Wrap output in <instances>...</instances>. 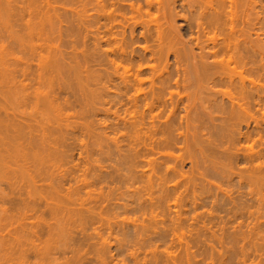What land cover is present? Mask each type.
<instances>
[{
    "label": "bare ground",
    "instance_id": "obj_1",
    "mask_svg": "<svg viewBox=\"0 0 264 264\" xmlns=\"http://www.w3.org/2000/svg\"><path fill=\"white\" fill-rule=\"evenodd\" d=\"M6 1V3L5 1L3 2L6 5V14L9 15L10 20L8 23H5L6 25L1 31H4L5 36H7H4L5 39L9 38V46L5 43L8 49L6 47L4 49H6L5 53L8 55H6V60L11 61L5 60L8 63L7 65L5 64L7 67L4 68V72L1 71V73L3 72L2 74L0 73V79L2 80H0V83H3V86L5 85V101L2 100V103L3 101L4 103L0 105V158L2 157L1 160L12 158L7 163L16 164V167L14 166L15 169H13L14 176H16L14 178L16 179H13L10 173L6 174L7 178H4L7 180L10 177V180L8 179L9 183H6H8L7 187L10 185L9 188L11 190L9 192H12H10L12 196L13 192L17 190L16 196L18 195V198L15 200L22 197L23 203L21 200L20 203L24 204V212L25 209L29 210L28 208L31 211L32 209L35 211L44 208L52 212L53 216L57 214L58 217L63 215L64 217H60L62 222L66 218L65 222L67 224H74V222L79 223V225L84 224L85 227L82 226V231L85 234L83 237L80 236L79 240V236L77 235V244L81 243L80 247H82L85 242L91 248L87 247L89 250L96 252V258H92L90 253L91 257H89L90 255L87 256V252L92 253V251L86 250L87 252H84L86 253L84 257L82 254L78 255L76 259L73 255V258H68L67 262L64 261L65 263L62 262L61 264H111L114 261L111 258V261L107 257V260L102 258L101 254L110 248V244L113 243L112 239L114 243L117 241L118 247L126 246V249L128 248L131 251L129 253L132 254L133 258L135 251L137 252L136 247L140 243L145 244V239H148L146 236L144 239L143 234L146 235V233H152V231L155 232L156 230V233H158L160 227L158 228L157 225L161 217L159 220L157 219L163 209L174 212L171 213V217L173 218H170V221L172 220L171 222L175 226L173 230L184 226H194L192 227L194 229L197 226L199 231V233H196L197 237L198 234L200 235V232L203 233L204 229L207 232L212 230H207L209 223L220 226L221 224L224 225L225 227H220L222 231L223 228L228 230H224L228 232V236H226L227 232H224L226 234L223 235L225 236L224 238H226L228 243L233 244L230 247L233 248L234 246L237 252H239L238 254L237 252H233V254L241 255L244 261L235 259V261H240L238 264H244L246 260H249L248 254L252 255L249 249L250 251L254 249L256 251H264V235L261 233L264 225V219H261L262 217L264 218V148L262 147L264 146V141H262L264 137V0L263 2L260 0H163V2L161 0H154L156 2L153 0H96V3L92 2H95V0H86L89 3L87 5L85 2L84 6H88L87 8L85 7V9H88V13L85 12L86 10L83 11V6H81L83 7L81 11L78 10V7L77 9L75 8L76 11L72 9V16L76 17L77 23V20H79V24L82 26L84 22L88 21V24L85 25L86 27L83 25L84 29L87 28V30L81 31H86V35L84 36L87 44L85 41L83 43L88 47L82 48V55L78 51H74L77 49V44L75 46L76 42L72 45L76 48L74 50L71 46L72 43H69L73 54L66 52V50L63 52L58 45L55 47L56 43L53 42L54 36H51L57 34V32L59 36H62L63 33L67 32H63L65 29L62 26V22L64 21L61 18V20H58L59 15L56 17L59 13L57 12L59 10L57 6L59 7L60 5H55L56 7L52 6V2L57 0H46V2H43L49 8H53L50 10H53L56 14L55 17L52 14L53 12H48L52 14L48 17H44L43 14L41 15V4H39L38 0ZM71 1L83 3L81 1L84 0H62L59 2L63 5L65 2ZM155 3H159L158 6L156 4L157 8L155 7ZM160 3L162 4L160 5ZM92 4H95L94 6L98 9V12H102L101 14L95 12L98 15L100 14L99 17L93 18V12H90L92 14L90 15L89 10L94 9L96 11L91 6ZM142 4H146L148 6L146 7L147 9L150 6L158 9L160 5L158 12L162 8L164 16L162 15L161 19L164 17V21L158 17H150L152 13L148 15L150 19L146 20L159 19L161 22L155 20V23L153 20L149 24L146 20L141 21L146 25L143 26V30L139 34L146 43L140 45L143 50H136L134 46L138 43H135L137 42L135 40L137 36L134 37L136 35H134V29L137 22L135 25L132 24L133 28L130 26L131 24L127 25L130 28L127 27L126 23H130L131 21L127 22L130 18H126L129 15L126 12L128 10H132V12L138 10L139 14H143L139 10H144L146 5L143 7ZM108 5L109 8L112 7V9L110 8L111 10L106 9ZM34 7L38 8L33 10ZM142 7L143 9H141ZM144 11L146 12V10ZM138 13H133V15H137ZM88 14L95 21L88 19ZM130 14L132 15V13ZM117 16L118 19L119 17L125 18L121 23L123 26H119L124 28L120 32L116 24H120L119 21L121 19L118 20V23L116 20ZM83 17H86L85 19L87 20L85 21ZM47 18L49 22L46 21ZM53 18L58 19L54 21L55 19ZM135 20L138 19L135 18ZM179 20L184 21V23L178 25ZM46 22L50 24L46 25ZM46 26H49V28H46ZM83 27H80L81 30ZM125 27L129 28L131 32H129L131 35L129 36V39L131 38L130 42L128 41V36L125 35V32H128V30H125ZM121 32L128 40L121 35ZM3 35L0 34L1 37ZM26 35H29L28 37L31 38H28ZM25 36L31 39L30 42L23 39ZM38 40L41 42L45 41L41 43ZM151 41H154L152 45L156 44L153 48L149 46L152 43ZM54 43L55 45H53ZM115 43L116 45L118 44L117 47ZM14 46L21 49V51L24 48L30 47L28 51L30 56L26 55L24 58L21 57L19 59L20 56L15 54ZM65 52L67 59H69L68 62L64 59L66 58L64 56ZM75 52L77 53L75 54ZM16 57H19L18 60H16ZM170 58L174 59L173 63L175 62V65H173V68L175 70L171 69L172 62ZM0 59L2 60L1 62H4L3 57ZM81 62L84 64H81ZM126 62L129 66L125 64ZM82 65L84 71L81 69ZM121 66H127L128 69ZM120 67L121 70H127L122 71V73ZM78 107L79 109H77ZM112 108H114V112ZM111 111L113 116L110 114ZM89 115L94 117V119L90 123L87 121V125H82L78 123L79 121L75 122L74 120L77 117L84 119ZM164 116H166L167 121L161 122ZM71 119L74 121L72 120L71 122ZM73 123L74 125L80 124L79 127L81 129L72 131L71 127ZM77 125L76 127H78ZM74 130L77 129L75 128ZM122 130L124 132H121ZM86 134H91L96 145L98 147L101 146L99 149L100 153L110 157L109 159L111 160L113 155L112 164L109 163L107 166L102 165L92 168L91 165V167H86L87 165L84 163L81 169V165L75 163L76 159L73 152L75 149H78V151L80 149L83 152L84 150H90L88 144L83 141ZM256 137L259 138V141L257 138V142L260 145L262 144V146L257 145L261 147L260 149L258 147L255 150L256 148L243 146L242 141H256L254 139ZM179 142H183L187 152L185 151V153L183 152L184 154H181L179 151L181 155L176 154L177 157L173 152H169L168 150L165 154L168 157L167 159H174L172 157H176V161H178L176 167L179 159L182 165H184L187 159L191 158L188 169H191L193 176L190 174L189 182L187 179L188 187L190 183L194 184L193 188L197 187L196 183L198 184L196 176H194L197 174L195 166L197 162H194L196 161L194 160V156H197L192 155L195 150L196 154L198 151L201 154L200 158L202 157L207 169H203V173H201L202 171H198V174H201L203 178H199V180L211 178L213 176L212 172H217V174H220L221 180H225H223L224 183H230L233 176H236L237 179L239 178L240 187L246 186L249 190L247 188L248 191L239 192L238 190V192L236 191L238 194H235V196L232 194L233 192H230L232 195L228 192L229 189L223 188L224 186L222 187L221 183L214 187L212 186L214 183H211L212 180H206L209 182L208 185L211 184V187L208 186L207 192L211 194L208 198L211 200L209 207H212L209 208L210 211L208 208H206L208 211H205L204 207L205 205L208 206L209 201L206 199L207 197L202 198L200 196L202 194H200L201 192L198 189L201 188L194 189V197L191 198L193 207L199 210V206H202L205 210L202 209L204 211L197 212L195 216L192 215V219L189 217L190 221L187 215L188 211L183 212L184 208L180 207V210L183 208L181 212L178 209L179 207H177L183 206V203L189 201V198L186 196L187 194L185 195V192L182 191L183 189H180L182 183L186 180H180L181 177L186 176L185 171L181 167H174L175 165L171 167V164L165 158V160H159L152 158L153 156H149L152 159H149L148 162L145 159L148 153H145V149L143 150L141 147L142 144L144 146L148 144L152 145V149H159V154L162 153L163 155L165 151L162 149L164 152H160V148L165 147V149H168L166 147H172L171 144ZM182 145L179 146L182 148ZM86 151L85 153L88 152ZM151 151L154 152L155 150ZM77 153L79 154V152ZM144 159L151 166H149L151 168L149 172L145 171L143 167L146 165ZM13 160H15V164L12 162ZM3 162L6 163V161ZM84 162L88 163L89 161L85 160ZM239 162H245V165L249 166L243 168L239 166V168H236ZM79 163L83 164L82 161ZM3 164L0 163V168L1 165L4 167ZM65 164L66 166H70L64 171L62 168L64 167L65 169ZM10 166L12 165L5 166V168H13V166ZM141 167L144 170H140L139 168ZM17 168L20 170V175H17V171L14 172L18 170ZM80 170H83V174L80 173ZM92 171H94L93 175ZM88 172L93 176L92 180L84 178L88 175ZM81 174L84 176V180L81 178ZM17 177L20 179H17ZM78 177L82 179L80 181L85 182L86 180V183L74 186L73 184L77 182ZM177 177L181 183L177 179L175 181ZM113 184L117 185L113 186L114 189L112 188ZM98 185L101 186L99 191L93 187H99ZM47 187L49 190H47ZM104 187H107L105 192L103 191ZM188 187L186 188L187 191ZM213 187L216 190L219 189L218 191L222 194L220 195L218 191L212 192ZM121 188L125 190L122 189L123 191H120V194L116 193V190ZM112 190H115L113 191V195L110 194ZM23 195H25V198ZM26 195L29 199L26 198ZM34 195L39 196L33 198ZM27 199L30 201L26 203L25 200ZM97 208L100 211H97L98 214L95 211ZM160 209L161 211H159ZM196 209L194 210L197 211ZM137 212V216L139 215L138 217L141 219L137 216H134L135 218L130 216V214L133 215ZM96 214L100 216H98L100 220H97ZM143 214L144 219L142 217ZM147 215L150 216V218L148 217L149 220L146 218ZM236 220L239 221L237 222ZM57 221L60 220L58 219ZM162 221L164 222V220ZM234 221H236V224ZM37 222L39 221L35 220L33 225V222H31L30 225L32 227L29 226V223L27 227V223H25L24 226H26L24 228L22 226V228L23 230L26 229L27 233L38 234L39 229L36 227L39 226ZM96 222L101 225H96ZM67 224L65 227L63 223V227L67 228ZM87 224L90 225L88 228ZM233 224L235 225L233 226ZM131 225L136 229L137 232L134 235L136 234L137 236L129 237L128 235L129 239L128 237L126 239L127 232L125 233V230L126 228L130 229L128 226L130 227ZM199 225L200 227H198ZM244 227L247 230H244ZM47 228H50V226ZM51 228L49 229L50 231ZM231 228L234 229L232 230ZM68 229H65V231H68ZM23 230L22 233L25 232ZM89 230L92 231L88 232ZM65 231L62 233L64 234ZM19 233L21 232H18L16 235L22 236ZM164 233H162V236L167 235ZM175 233L176 230L173 235ZM118 234L122 235V238ZM4 236L2 237L1 244L6 246L9 241L6 242L5 239L7 238ZM18 236L16 237L17 241V238L20 237ZM117 236L120 239H117ZM166 237L163 236L160 239L163 240ZM216 237L218 238V236ZM23 238L20 237L19 242L20 239L21 241H26ZM32 238H30V241L33 240ZM72 238L70 237L71 240ZM159 238L156 239L159 240ZM221 238L219 237L218 239ZM25 241H22L23 243L21 242L20 244L22 246L23 244L25 245ZM12 242L10 241L11 245ZM223 242L227 243L226 241ZM13 244L15 245V243ZM27 244L25 247L28 248ZM39 244L37 245L39 246ZM186 244L188 245V243ZM34 245H31L33 247H31L32 250H34ZM38 246L36 247L38 248ZM43 247L46 248L47 245L42 246V249L39 247L40 250L36 248L38 250V252L37 250L35 251L37 252V257L41 254L40 252L44 254V250L45 252L48 251ZM47 254L45 253V255ZM219 255L220 257L225 256V254ZM137 256L135 255V257ZM215 257L217 258V255ZM230 257H232L230 261L234 260V255ZM86 258L89 259L88 262L85 261ZM133 260L137 264L139 263L136 259ZM153 260L151 262H155V259ZM230 261L227 259L225 262L230 263ZM143 262L147 264L150 261ZM158 262L160 263V261ZM231 263L233 264V261ZM223 264L225 263L223 262Z\"/></svg>",
    "mask_w": 264,
    "mask_h": 264
},
{
    "label": "rangeland",
    "instance_id": "obj_2",
    "mask_svg": "<svg viewBox=\"0 0 264 264\" xmlns=\"http://www.w3.org/2000/svg\"><path fill=\"white\" fill-rule=\"evenodd\" d=\"M3 1H5V3L7 2L6 0H0V2L1 3H3V4H1L0 3V10H1V12H0V32H2L1 30H3V27L6 25L5 23H8L9 22V15L8 14H6V5H4L5 3L3 2ZM12 1V0H11ZM52 1H54V0H52ZM51 1V2H52ZM58 1V0H57ZM57 1H55V2H52V6L54 7L55 5L57 6V5H60L59 7L57 6V9H59L57 12H59L58 14H57V16H56V14L53 12V10H50L52 7H48V5L46 6V3H43V2H46V0H38V2H39V4H41V6H40V8H41V15L43 14V16L44 17H48V16H51L52 14H54V17L56 16V17H58V15H59V19L58 20H61L62 19V21H64V22H62V26H64L63 28L65 29H63L64 31L63 32H66V33H63V34H66V35H63L62 34V36H59L58 35V32H57V34H54V35H52L51 37H53L54 38V41L53 42H55L56 43V45H55V43L53 44V45H55V47L58 45L59 46V48L64 52L65 50H66V52H70V53H72V48H73V50L74 49H76V50H74V51H78V53L79 54H83V53H81L82 51H83V49H85V48H88V47H86L85 45L87 44L86 42V38H85V36L84 35H86V31H84L85 32V34H83L84 32H81V31H83V30H87V28H85L84 29V27H83V25L85 26V25H87L88 23V21L87 22H84V24L81 26V24H79V20H77L78 21V23L76 22V17H74V16H72V14H73V11H72V9L74 10L75 8L77 9V7H78V10H82V8L84 7V9H83V11H85L86 13H88L87 12V10L88 9H85V7L87 8L88 6V3L89 2H87L86 0H84V1H81V2H83V3H80V2H65V3H63V5H62V3L60 4V2L62 1V0H59L58 1V3H57ZM154 1V0H153ZM160 1V0H159ZM159 1H157V2H159ZM260 1H262L263 2V0H260ZM16 2V1H15ZM17 2H19L18 0H17ZM16 2V3H17ZM21 2V1H20ZM86 2V6H84L85 3ZM93 3H96V0H95V2L94 1H92ZM91 2V3H92ZM154 2H156V1H154ZM161 2H163V0H161ZM261 2V4H263ZM14 3V2H13ZM16 3H15V5H16ZM22 3V2H21ZM18 4V3H17ZM44 4V5H43ZM73 4V5H72ZM98 4V3H97ZM123 4H125V3H123ZM144 4V3H143ZM142 4V5H143ZM156 4L157 3H155V7H156ZM159 4V3H158ZM158 4H157V6H158ZM162 3H160V5H161ZM20 5H22V4H20ZM95 4H92L91 6L92 7H94L95 8V6H94ZM126 6H128L127 4H125ZM146 5V4H145ZM145 5H143V7L145 6ZM160 5H159V7H160ZM35 6H38V5H35ZM55 6V7H56ZM70 6V7H69ZM81 6H83V7H81ZM91 6H89V8L90 9H92L91 8ZM154 6V5H153ZM33 7V6H32ZM32 7H31V9H32ZM45 7V8H44ZM47 7V8H46ZM69 7V8H68ZM98 7H99V5H98ZM143 7L141 8V9H143ZM146 7H148L147 5L144 7V10H146V12L144 11V10H139V12L141 13H143V14H139L138 13V10L136 11V12H132V10L130 11V10H128L127 12H126V10H125V12H126V14L128 15H126L127 17L126 18H130V19H134V20H128V19H126V20H128L127 22H129V21H131L130 23H126V26L129 24H131L130 26L132 27L133 25H135V23H136V25H135V29H134V37H136L137 36V38L135 39V40H137V42H135V43H138V44H136L134 47H136V50L138 49V50H143V48H142V46L140 47V45L142 44V45H144L146 42H144V39L143 38H141V35L139 34V32H141V30H143L142 28H143V26H145L143 23L144 22H141V21H144V20H146V19H150V18H148L149 16V13H152V14H150V17L151 16H153V18H156V17H158L160 20H162L163 19V21H164V17L161 19V17H162V15H163V10H162V8L160 9V11L159 12H161V13H159L158 12V9H159V7H158V9H156L155 7H152V6H150L149 7V9H147ZM152 7V8H151ZM178 7L180 8V6L178 5ZM2 8V9H1ZM35 8H38V7H34L33 8V10L35 9ZM43 8V9H42ZM49 8V9H48ZM80 8V9H79ZM111 9H112V7H110ZM109 8V5H108V8H106L107 10H109L110 9ZM53 9V8H52ZM67 9V10H66ZM76 9L74 10V11H76ZM110 9V10H111ZM40 10V9H39ZM46 12H45V11ZM95 10L96 11H94V9L93 10H89V13L90 12H93V14H94V16H93V18L94 17H99L100 16V14L102 13V12H98V9L97 8H95ZM136 10V9H135ZM148 10V11H147ZM162 10V11H161ZM134 11V10H133ZM144 11V12H143ZM45 12V13H44ZM48 12H53L51 15L48 13ZM95 12H97V13H100L99 15L97 14V13H95ZM5 13V14H4ZM9 13V12H8ZM84 13V12H83ZM130 13H132V15L130 14ZM133 13L134 14H136V13H138L137 15H133ZM3 14V15H2ZM46 14H49V15H46ZM96 14H97V16H96ZM159 14H161V15H159ZM84 15V14H83ZM87 15V14H86ZM90 15H92L91 13H90ZM130 15H131V17H130ZM4 16V17H3ZM62 16V17H61ZM119 16V15H118ZM118 16H117V22H118V20L119 19H121L119 22H120V24H116V26L118 25V27L121 25V26H123V24H121L122 23V20L124 21V19L121 17H119V19H118ZM133 16V17H132ZM135 16V17H134ZM164 16V15H163ZM72 17H74V18H72ZM87 17V16H86ZM85 17V18H86ZM4 18V19H3ZM7 18V19H6ZM61 18V19H60ZM72 18V19H71ZM84 18V17H83ZM83 18H82V20H83ZM84 18V19H85ZM88 19H92V20H94L93 18H90V16H89V14H88V17H87ZM135 18L136 19H138V20H135ZM53 19H55V18H53ZM57 19H55L54 21H56ZM69 19H71V20H69ZM74 19V20H73ZM96 19V18H95ZM159 19H155L156 21L157 20H159ZM87 19H85V21H86ZM140 20V21H139ZM154 20V19H153ZM152 20V21H153ZM155 20H154V22H155ZM158 21V22H161V21ZM46 21L47 22H49L48 21V18L46 19ZM74 21V22H73ZM95 21V20H94ZM138 21H139V24H138ZM147 22H149V24L152 22V21H149V20H146ZM46 22V23H47ZM118 22V23H119ZM86 23V24H85ZM141 23V24H140ZM156 23V22H155ZM182 23H184V21H182V20H179L178 21V25H180V24H182ZM48 24H50V23H47L46 25H48ZM133 24V25H132ZM143 24V25H142ZM153 24V23H152ZM96 25V24H95ZM76 26V27H75ZM124 26H125V24H124ZM130 26H127V27H129L130 28ZM138 26V27H137ZM66 27V28H65ZM72 27H74V28H72ZM80 27H83L82 28V30H81V28ZM86 27V26H85ZM127 27H125V30L127 31L128 30V32H125V35L126 36H128V39H129V36H131L130 34H129V32H130V30H129V28L127 29ZM134 27V26H133ZM132 27V28H133ZM14 29H15V27H13ZM46 28H49V26H46ZM117 28V27H116ZM122 28V29H121ZM96 29V28H95ZM94 29V30H95ZM118 30H119V32L121 31V30H123L124 28L123 27H119V28H117ZM75 30V31H74ZM132 30V29H131ZM69 32H71V33H69ZM3 33H4V31L2 32V33H0L1 35H3ZM68 33V34H67ZM131 33V32H130ZM71 34V35H70ZM73 34V35H72ZM57 35V36H56ZM69 35V36H68ZM121 35H122V32H121ZM125 35H122V36H124V38L126 39V40H128L127 39V37H125ZM5 33H4V35L1 37L0 36V55L3 57V60H4V62H1L2 60L0 59V73H1V71H5L4 70V68L5 67H7V66H5V64L7 65L8 63H6L5 62V60H6V49H4V47H6L7 45H8V43H9V38L7 39H5V37H7V36H5ZM27 36V35H26ZM23 37V39L26 41V40H28L29 42H30V40L31 39H28V38H31V37ZM43 36H45V35H43ZM71 36V37H70ZM83 36V37H82ZM122 36H120L122 39H123V37ZM140 38H139V37ZM3 37H4V39H3ZM57 37V38H56ZM61 37V38H60ZM2 38V39H1ZM56 38V39H55ZM61 39V41H60V39ZM73 38V39H72ZM85 40H84V39ZM73 41H72V40ZM131 39V38H130ZM130 39L128 40L129 42H130ZM140 39V40H139ZM141 39H142V41H141ZM23 40V41H24ZM43 40V39H42ZM56 40V41H55ZM58 40H59V44L61 45V47H60V45L58 44ZM75 40V41H74ZM77 40V41H76ZM139 40V41H138ZM27 41V42H28ZM37 41V40H36ZM39 41V40H38ZM45 41V40H44ZM44 41H42L43 43H44ZM47 41V40H46ZM71 41V42H70ZM85 41V43H83ZM39 42H41V41H39ZM38 42V43H39ZM41 42V43H42ZM67 42V43H66ZM74 42H76L75 43V46H76V44H77V47L75 48V46H72V45H74ZM152 42V43H151ZM150 43L151 44H149V46H151V48H153V46L155 45L156 46V44H154V45H152L153 43H154V41H151ZM7 45H6V44ZM26 43V42H25ZM69 43H72L71 44V46H72V48H70L71 46H70V44ZM156 43V42H155ZM27 44V43H26ZM69 44V45H68ZM148 44V43H147ZM4 45V46H3ZM29 46H30V44H28ZM63 45V46H62ZM114 45V44H113ZM112 45V46H113ZM115 45H116V43H115ZM114 45V46H115ZM122 45V44H121ZM2 46H3V49H2ZM9 46V45H8ZM69 46V47H68ZM118 46V44L116 45V47ZM63 47V48H62ZM106 47H109V46H106ZM116 47H113V48H116ZM7 48V47H6ZM29 48L30 47H27V48H24L22 51H21V49H18L16 46H14V51H15V54L17 55V56H20V58L19 59H21V57H23L24 58V56H28L29 55ZM83 48V49H82ZM111 48V47H110ZM142 48V49H141ZM8 49V48H7ZM28 49V50H27ZM13 50V49H12ZM86 51V50H85ZM2 52V53H1ZM25 53V55H24V53ZM66 52L64 53L65 55L64 56H66L67 54H66ZM8 53V52H7ZM31 53V52H30ZM77 52H75V54H76ZM85 53V52H84ZM73 54V53H72ZM78 54V56H80ZM71 55V54H70ZM0 56V58H2ZM4 56H5V59H4ZM8 56V55H7ZM30 56V55H29ZM13 57V56H12ZM18 58L16 57V60H18ZM80 58H82L81 56H80ZM173 58V57H172ZM172 58H170V61L172 62V64H171V69L174 67L173 65H175V62L173 63V61H174V59H172ZM7 59H10V58H7ZM65 59V61L66 62H68V60L69 59H67V56H66V58H64ZM6 61H8V60H6ZM11 61V60H10ZM10 61H8V62H10ZM20 61V60H19ZM18 62V61H17ZM82 62H83V60H82ZM81 62V64H84V63H82ZM2 63H4V64H2ZM123 65H125V64H127L128 65V63L126 62L125 64L124 63H122ZM121 64V65H122ZM122 65V66H123ZM121 66V67H122ZM129 66V65H128ZM1 67H3V68H1ZM121 67H120V71L122 72V71H125V70H127L128 68H127V66H124V67H122V68H127V69H125V70H121ZM85 68V67H84ZM101 68V67H100ZM81 69H83V65H82V67H81ZM173 70H175L174 68H173ZM80 71H82V70H80ZM83 71H84V69H83ZM2 72V73H3ZM1 73V74H2ZM123 73V72H122ZM148 76V75H147ZM0 78H1V76H0ZM1 80V79H0ZM2 81V80H1ZM4 88V89H3ZM0 89L2 90H0L1 92H0V105H3V103H4V101H5V85L3 86V83H0ZM4 91V92H3ZM3 93V94H2ZM2 100H4L3 101V103H2ZM77 109H79V107L77 108ZM112 111L114 112V108H112ZM112 111H111V116H113V113H112ZM109 114V115H110ZM89 117V118H88ZM78 118V117H77ZM73 118L74 120H75V122H78V123H80V124H82V125H87L88 124V122L90 123L91 121H92V119H94V117H92V116H87V118L85 119H83V118ZM73 119H71V122H72V120ZM73 120V121H74ZM86 120V121H85ZM165 120V121H164ZM80 121H82V122H80ZM85 121V122H84ZM88 121V122H87ZM167 120H166V116H164V119H163V117H162V119H161V122H166ZM77 123V124H78ZM76 124V125H77ZM80 124H78L77 126L78 127H76V125H74V123H73V125H72V131H78V130H80L81 128L79 127L80 126ZM82 125H81V127H82ZM73 127H75L77 130H74L75 128H73ZM121 132H124V130H122ZM90 136H91V138H90ZM257 138L258 137H256V138H254V139H256V141L254 140H248V141H242L243 143V146H250V147H253V148H256L255 150H257L258 149V147H259V149L261 148L260 146H262V144L260 145V143H258L257 142ZM82 139H83V137H82ZM87 139V140H86ZM84 142H86L87 144H88V148L90 149V150H84V152L83 151H81L80 149H79V151H78V149H75V151H73L74 152V154H75V159H76V161H75V163H78V164H80L81 165V169L83 168L82 166H84V163L87 165H85L86 167H89L90 165L92 166V168H95V167H99V166H102V165H104V166H107V165H109V163H111L112 164V160L114 159V157H113V155H112V160L111 159H109L110 157H108V156H106L105 154H102V153H100V151H99V149H100V147L101 146H99L98 147V145H96V142H95V140L93 139V137H92V135L91 134H89V135H87L86 134V136H84V140H83ZM258 141H259V138H258ZM262 141H264V137H263V140ZM261 141V142H262ZM246 142V143H245ZM86 143H84V144H86ZM165 143V142H164ZM164 143H163V145H164ZM173 143V142H172ZM182 144H183V142H181ZM180 142L179 143H174V144H171V146L172 147H166V148H168V149H165V147L164 146H162V147H164V148H160V152H162L163 150L162 149H164V153H163V155L166 153V151L168 150L169 152H173L174 153V155L177 157V155L176 154H178V155H181L183 152L185 153V151H186V148H185V145L183 144H181ZM86 144V145H87ZM250 144V145H249ZM149 145V144H148ZM148 145H145L144 146V144H142L141 145V147L143 148V150L145 151V153H148V154H146V156H145V159H147L148 160V162H149V159H152V158H155V159H159V160H162V159H167L168 157L166 156V154H165V156H163L162 155V153L161 154H159V152H158V150H156V149H152L153 147H151L152 145H149V147L151 148V150H155L154 152L153 151H151V150H149L150 148L149 147H147ZM166 145V144H165ZM182 145L183 147L181 148L180 146ZM257 145H260V146H257ZM145 147V148H144ZM263 148H264V146H262ZM65 148H67V147H65ZM78 148V147H77ZM170 148H172V149H170ZM175 148V149H174ZM181 148V149H180ZM61 149H63V147H61ZM146 149H147V151H146ZM172 150V151H170V150ZM92 150V151H91ZM80 151H81V153H80ZM85 151L87 152V153H85ZM91 153H90V152ZM151 151V152H150ZM179 151H180V153H179ZM191 151H193V150H191ZM77 152H79V154L77 153ZM153 152V153H152ZM187 152V151H186ZM194 153L192 154L193 156L194 155H196L197 157H195L194 156V160H196V161H194V162H197V165H195L196 166V171H197V174L196 175H194V176H196L195 178H196V181L198 182V184L196 183V188H201V189H198V191L199 192H201L200 194H202V195H200L202 198H204V197H207L206 199H208V201H209V204H208V206L207 205H205V209L206 208H208V210L210 211V209L209 208H211L212 206H210L209 207V205H211V200H210V198H208V197H210L211 196V194L210 193H208L207 192V190L209 189V187H211V184L210 185H208V183L209 182H207L208 181V179H210V180H212L211 181V183L213 184H215L216 183V185H212V186H217V184H222L221 186L223 187V188H225V189H229L228 190V192L230 193H232V194H238L237 192H238V190H239V192L240 191H246L247 189L249 190V188H247L246 186H242V187H240V185H239V178L237 179V177L235 178L234 176H233V179H232V181H230V183H224V181L223 180H221L222 178H221V176H220V174H217V172L215 173H213L212 172V175L214 176H212L211 178L210 177H208V179L207 178H205L206 180H201V179H203L202 178V176H201V174L199 175L198 174V171H202L201 173H203L204 172V170H207L206 169V164L205 163H203V160H202V157L200 158V156H201V154H199V151H198V153L197 154H199V155H197L195 152V150L193 151ZM78 155H77V154ZM85 153V154H84ZM173 153H171V154H173ZM183 153V154H184ZM192 153V152H191ZM157 154H159V155H157ZM80 155V156H79ZM82 155V156H81ZM157 155V156H156ZM173 155V156H174ZM186 155V154H185ZM149 156H153L152 158L151 157H149ZM156 156V157H155ZM172 157V158H174V159H167L168 160V163L169 164H171V167L172 166H174V167H176V163L178 162V161H176V157ZM82 157H83V159H82ZM85 157V158H84ZM158 157V158H157ZM162 157V158H161ZM187 157H189V156H187ZM187 157H186V159H187ZM2 159V157L0 158V163L2 164V163H4L3 165H4V167L1 165V168H0V233H2V234H0V236L1 235H3L5 238H7V239H9V240H7V239H5L6 240V242L7 241H9L8 242V244L5 246V245H2L1 244V240H2V237L3 236H1L0 237V261H1V263L0 264H4V262H5V264H37L38 263V260H39V263L41 264V262H42V264H61L62 262H67V260H68V258H73L74 256L76 257V259L78 258V255H82L83 257H84V255H86V253H84L86 250H88V251H92V250H89V249H91L88 245H86V243L84 242V245H82V247H80V244L81 243H79V244H77V242H78V240L80 239V236L81 237H83V235L85 234L84 233V231H82L83 229V227L82 226H84V224L83 225H79V223H77V222H74V224H67V222H65V219L66 218H64V220H63V222H62V220L60 219V217H62V216H57L56 214V216H53V213L52 212H50L49 210H47V209H44V208H40L39 210H33L32 209V211H31V209L30 208H28L29 210H27V209H25V212H24V204H22L23 203V199H22V197L20 198V199H17V200H15L16 198H18L17 196H16V192H17V190H16V192H13V196H12V192L10 193L9 192V190H11V188H9L10 187V185H9V187H7L8 186V181L10 180V177L6 180V178L8 177V176H6V174L8 175L9 173H10V175H11V177H13V179H16V178H14V177H16V176H14L15 174L13 173V169H15V160H13L12 162H14V164L15 165H13V164H10V162H9V164L7 163V161H10V160H12V158H8L9 160H1ZM7 159V158H6ZM82 159V160H81ZM88 162V163H86V162H84L85 160ZM143 159V158H142ZM144 159V161L146 162V165L145 166H143L144 167V169H145V171H147V172H149L150 171V165L148 164V162L146 161ZM164 159V160H165ZM79 160H81L82 162H83V164L82 163H79V162H81V161H79ZM111 160V161H110ZM193 160V159H192ZM2 161V162H1ZM3 161H6V163L5 162H3ZM108 161V162H107ZM170 161V162H169ZM190 161H191V158L188 160L187 159V162H186V164H184V165H182V162L180 161V159H179V163H181V164H177V167L176 168H179V167H181V169L183 170V171H185L184 173H186L185 175L186 176H184V177H181V179L180 180H185L184 182L186 183H182V188L180 187V189H183L182 191L183 192H185L184 194L187 196V198H189V201L191 200V198L192 197H194L193 196V191H194V189H196V188H193V185L194 184H191L190 183V185H189V187H188V182H189V178H190V174H192L193 172L191 171V169H190V171H189V169H188V165H189V163H190ZM202 162V163H201ZM90 163V164H89ZM108 163V164H107ZM167 163V164H168ZM175 163V164H174ZM6 164H8V165H12L13 166V168H5V166H8V165H6ZM145 164V163H144ZM147 164H148V167H149V169H148V167H147ZM182 165V166H181ZM12 166H10V167H12ZM15 166V167H14ZM64 166H66V164L64 165ZM69 166L70 165H68V166H66L65 167V169H64V167L62 168V170H67L68 168H69ZM90 166V167H91ZM169 166V165H168ZM201 166V167H200ZM239 166H240V168H243V167H245V166H249V165H245V162H239L238 163V165H237V167L236 168H239ZM3 167V168H2ZM147 167V168H146ZM165 167V166H164ZM199 167V168H198ZM203 167V168H202ZM85 168V167H84ZM18 169V168H17ZM140 170L142 169V170H144L142 167L141 168H139ZM200 169V170H199ZM204 169V170H203ZM4 170V171H3ZM189 172H188V171ZM17 171V172H16ZM81 171V170H80ZM79 171V172H80ZM83 171V170H82ZM82 171L80 172V173H82ZM194 171H195V169H194ZM14 172H16L17 173V175H20V170L18 169V170H15ZM94 171H92V175L94 174L93 173ZM13 173V174H12ZM188 173V174H187ZM194 173H196V172H194ZM209 173V172H208ZM83 174V173H82ZM81 174V175H82ZM84 174H86L85 172H84ZM88 175H86V177H84L83 175H82V177H81V175H80V177L81 178H85V179H89V180H92V175L90 174V172H88L87 173ZM91 176H90V175ZM217 174V175H216ZM9 175V176H10ZM13 175V176H12ZM189 175V176H188ZM88 176V177H87ZM182 176H183V172H182ZM192 176H193V174H192ZM191 176V177H192ZM4 177H6V178H4ZM19 177V176H18ZM17 177V179H20V178H18ZM80 177H78V179L76 180L77 182H75V184H73L74 186H77V185H82V184H85L86 183V180H85V182L84 181H80ZM198 177V178H197ZM4 178V179H3ZM84 178H83V180H84ZM180 178V177H179ZM183 178V179H182ZM199 178H201L200 180H199ZM213 178V179H212ZM219 178H220V180H219ZM176 179H177V181H180L179 179H178V177L177 178H175V181H176ZM187 179H188V182H187ZM82 180V179H81ZM93 180H94V178H93ZM214 180H215V182H214ZM218 180V181H217ZM78 181H79V183H78ZM174 181V180H173ZM174 181V182H175ZM195 181V182H196ZM217 181V182H216ZM223 181V182H222ZM2 182V183H1ZM6 182H8V183H6ZM50 182V181H49ZM82 182V183H81ZM84 182V183H83ZM90 182V181H89ZM201 182V183H200ZM206 182H207V185H206ZM56 183V182H55ZM74 183V182H73ZM180 183H181V181H180ZM77 184V185H76ZM115 184H113L112 185V188L114 189V186ZM187 185V186H186ZM206 185V186H205ZM2 186V187H1ZM99 186V185H98ZM104 186V185H103ZM115 186H117V185H115ZM209 186V187H208ZM220 186V185H219ZM231 186V187H230ZM94 188H95V190H100L99 188L101 187V186H99V187H97V186H93ZM124 187V186H123ZM189 188L188 189V191L186 190V188ZM208 187V188H207ZM213 187V190H212V192H216V191H218L219 189H217L216 190V188H214ZM228 187V188H227ZM230 187V188H229ZM15 188H17V187H15ZM48 188V187H47ZM107 188V187H106ZM106 188L104 187L103 189V191L105 192V190H106ZM118 188V187H117ZM236 188V189H235ZM247 188V189H246ZM2 189V190H1ZM19 189V188H18ZM51 189V188H50ZM92 189V188H91ZM116 189V188H115ZM123 188H121V189H117L116 191V193H118V194H120L119 192L121 191H123V190H125V189H123ZM240 189H242V190H240ZM47 190H49V188L47 189ZM94 190V191H95ZM190 190V191H189ZM197 190V189H196ZM247 190V191H248ZM5 191V192H4ZM113 191H115V190H112V191H110V194L111 195H113ZM197 191V193L199 194V192ZM203 191V192H202ZM237 191V192H236ZM96 193H98L97 191H95ZM188 192V193H187ZM219 193H220V195L222 194L220 191H218ZM234 192H236V193H234ZM9 193V194H8ZM106 193H107V191H106ZM115 193V195L116 196H118V194H116ZM205 193V194H204ZM230 193V194H231ZM4 194V195H3ZM9 196H8V195ZM11 194V195H10ZM15 194V195H14ZM190 194V195H189ZM231 194V195H232ZM189 195V196H188ZM4 196H6V197H4ZM20 196V195H19ZM24 196V198H25V195H23ZM36 196H39V195H34L33 196V198L34 197H36ZM236 196V195H235ZM13 199H12V198ZM111 197V196H110ZM113 197H115V196H113ZM251 197V196H250ZM4 198H6V199H4ZM26 198H28L27 197V195H26ZM157 198V197H156ZM12 199V200H11ZM29 199V198H28ZM25 200V202L27 203L28 201H30V200ZM15 200V201H14ZM19 200V201H18ZM22 201V203H20L21 201ZM32 200V199H31ZM121 201H122V199H121ZM188 201V200H187ZM185 202V203H183V206H177V207H179L178 209H179V211H183V208H184V211L183 212H187V215H188V218L189 217H191V219H192V217L193 216H195L196 214H197V212H203L205 209L202 207V206H199V210H197L196 208H194L193 207V205H192V200L190 201V202ZM20 204H22L21 206H20ZM5 205V206H4ZM12 205V206H11ZM14 205V206H13ZM26 206V205H25ZM207 206V207H206ZM176 207V208H177ZM180 207H183V208H181V210H180ZM7 210H6V209ZM9 208V209H8ZM252 208H254V207H252ZM5 209V210H4ZM17 209V210H16ZM20 209V210H19ZM98 209L99 208H97V209H95V211L97 212L98 211ZM173 209H174V206H173ZM172 209V210H173ZM186 209V210H185ZM194 209H196L197 211H195ZM202 209H204V210H202ZM27 210V211H26ZM168 209H166V211H165V209H163V211H161V209L159 210V211H161L159 214H160V216L158 217V219L157 220H159V218L161 217V222H160V220H159V222H158V228L160 227V229H158V233H156V231L155 232H153L152 231V233L150 232H148V234L146 233V235L145 234H143L144 235V239L147 237L148 239H145L146 240V243L144 244V243H140V245H138V247H136L137 249V252H138V256H139V258L142 260H140L139 258H138V256H137V252L135 251V255L137 256V257H135V255L133 256V258H132V254L131 253H129V252H131L130 250H128V248L126 249V246H122V247H118V244H116V242L114 243V240L112 239V244H110L111 246H110V248L107 250V251H105V249H104V253H100L101 255H102V258H105L106 259V257H107V259L108 260H110L111 261V259L114 261L113 263H111V264H132V262L134 261L135 262V260H133V259H136V261H137V259H139L137 262H139L138 264H146V263H144L143 261H145V262H147L148 260L150 261V262H148L147 264H223V262L225 263V264H227V263H229V262H225V261H227V259H228V261H230V259L232 258V257H230V256H233L234 255V260H231V261H233V264H238V262H240L241 260H242V257H241V255H237L239 252H237V250L235 249V247L233 246V248L232 247H230V246H232L233 244L232 243H228L227 242V240H226V238H224L225 236H223L228 230L225 228H223V231H222V229L220 228V227H225L224 225H222L221 224V226L220 225H214V224H208L207 226H209V227H207V230H211V231H209V232H207L205 229H204V231H203V233H201L200 232V235L198 234V237H197V234L196 233H199V231H198V228H197V226L196 225H198V224H196L195 226H196V228H192V227H194V226H192V227H190V226H184V227H182V228H178V229H174L173 230V228L175 227L173 224L174 223H172L171 221H170V218H173V217H171V213L173 212H170V210H168ZM175 210V209H174ZM207 209L205 210V211H208ZM195 211V212H194ZM28 212V213H27ZM98 212H100V211H98ZM98 212H97V214H98ZM22 213V214H21ZM140 213V212H139ZM142 213V212H141ZM165 213V214H164ZM174 213V212H173ZM6 214V215H5ZM27 214V215H26ZM96 214V215H97ZM136 214V215H135ZM135 214H133V215H131L130 214V216L131 217H134V216H137V214H138V212L137 213H135ZM224 214V213H223ZM24 215V216H23ZM140 215H142V214H140ZM146 215V214H145ZM193 215V216H192ZM98 216L99 215H97V220H100V219H98ZM124 216V215H123ZM123 216H121V217H123ZM139 216V215H138ZM137 216V217H138ZM174 216V215H173ZM44 217V218H43ZM52 217V218H51ZM64 217V216H63ZM100 217V216H99ZM143 219L145 218L144 217V214H143ZM150 218V216H148L147 215V217L146 218ZM35 218V219H34ZM38 218V219H37ZM56 218H58L60 221H57L58 219H56ZM135 218V217H134ZM139 219H141L140 217H138ZM149 218L147 219V220H149ZM54 219V220H53ZM56 219V220H55ZM63 219V218H62ZM190 219V218H189ZM191 219H190V221H191ZM225 219H226V217H225ZM261 219H264L263 217L261 218ZM35 220L36 221H39V222H37V224H38V226L39 227H36V228H38L39 230H38V234L37 233H27V231H25L26 229H24L23 230V228L26 226H24V224L25 223H27V227H28V223H29V226H31L30 224H31V222H33L32 223V225L35 223ZM96 220V221H97ZM162 220H164V222L162 221ZM195 220V219H194ZM193 220V221H194ZM26 221V222H25ZM30 221V222H29ZM237 222L239 221V220H236ZM236 221H234V223L236 224ZM24 222V223H23ZM58 222V223H57ZM99 223H100V221H98ZM52 223V224H51ZM60 223V224H59ZM63 223H64V226L66 227V224H67V228H65V227H63ZM66 223V224H65ZM79 225H77V224ZM97 223V222H96ZM99 223H97L96 225H101V224H99ZM141 224V223H140ZM173 226H172V225ZM224 224V223H223ZM235 224H233V226L235 225ZM238 224V223H237ZM42 225H44V226H42ZM46 225V226H45ZM56 225V226H55ZM59 225V226H58ZM62 225V226H61ZM70 225V226H69ZM201 226H202V224H200ZM200 225L198 226V227H200ZM22 226H23V228H22ZM36 226V225H35ZM50 226V228L51 227H53V228H51V231L49 230L50 228H47V227H49ZM61 226V228H59ZM88 226H90V225H88L87 224V228H88ZM166 226V227H165ZM231 226V225H230ZM232 226V227H233ZM237 226V225H236ZM32 227V226H31ZM68 227H69V229H68ZM85 227V226H84ZM98 227V226H97ZM134 227V226H133ZM132 227V225L129 227L128 226V228H130V229H127L126 228V230H125V233H126V239H127V237H128V235H129V237H133V236H135L134 235V233L135 232H137L136 231V229L135 228H133ZM15 228V229H14ZM17 228V229H16ZM30 228V227H29ZM41 228V229H40ZM62 228H64V229H62ZM264 225H263V227H262V234L264 235ZM28 229V228H27ZM43 229V230H42ZM60 229H61V231L62 232H64L65 231V229H68V231L66 230L65 231V233L63 234L61 231H60ZM170 229H171V231H170ZM216 229V230H215ZM232 230L234 229V228H231ZM230 229V231H232ZM12 230V231H11ZM19 230V231H18ZM22 230L23 231H25L26 232V234H25V232L24 233H22ZM50 232H49V231ZM58 230H59V232H58ZM128 230V231H127ZM159 230H161V231H159ZM163 230V231H162ZM173 230V231H172ZM176 230V233H175V235H173L174 234V231ZM181 230V231H180ZM224 230H227L226 232L224 231ZM236 230V229H235ZM244 230H247L246 229V227H244ZM7 231H9V232H7ZM46 231V232H45ZM78 231V232H77ZM90 231H92V230H89L88 232H90ZM134 231V232H133ZM186 231V232H185ZM5 232V233H4ZM7 232V233H6ZM16 232V233H15ZM18 232H21V233H19V234H22V236L21 235H19L20 237H24L23 239H26V241L25 240H22L23 242L25 241V245L23 244V246L25 247L26 246V244H27V246H28V248L27 247H23L20 243L22 242L21 241V239H20V242H19V236L18 235H16V234H18ZM49 232V233H48ZM55 232V233H54ZM161 232V233H160ZM165 232V233H164ZM167 232V233H166ZM195 232V233H194ZM211 232H213V233H211ZM225 232V233H224ZM83 233V234H82ZM162 233H164V234H167V235H163V236H167L165 239L163 238V240L162 239H160V238H162L163 236H162ZM211 233V234H210ZM7 234V235H6ZM28 234V235H27ZM52 234V235H51ZM55 234V235H54ZM133 234V235H132ZM194 234V235H193ZM209 236H208V235ZM227 234V235H226ZM225 235L226 236H228V232L226 233ZM32 235V236H31ZM33 235H35V236H33ZM47 235H49V236H47ZM79 236V238H78V236ZM119 235V234H118ZM148 235V236H147ZM159 235V236H158ZM262 235V236H263ZM14 236V237H13ZM19 237V238H17L18 239V241L16 240V237ZM47 236V238H45ZM67 238H66V237ZM75 236V237H74ZM120 236V238H122L121 236L122 235H119ZM119 236H117L116 238L117 239H120L119 238ZM137 236V235H136ZM146 236V237H145ZM150 236V237H149ZM158 236V237H157ZM161 236V237H160ZM177 236H178V238H177ZM205 236V237H204ZM215 236V237H214ZM216 236H218V238L220 237H222L221 239H218ZM13 237V238H12ZM27 237V238H26ZM33 237V238H32ZM58 237V238H57ZM63 237V238H62ZM70 237L72 238V240L70 239ZM129 237H128V239H129ZM160 237V238H159ZM14 238H15V240H14ZM30 238H32L33 240V242L32 241H30L31 239ZM35 238V239H34ZM40 238V239H39ZM76 238H78V240L76 239ZM142 238H143V236H142ZM150 238V239H149ZM154 238V239H153ZM159 238V240H157V239ZM217 238V239H216ZM28 239V240H27ZM42 239V240H41ZM45 239H47V240H45ZM74 239V240H73ZM224 239V240H223ZM36 240V241H35ZM38 240H40L39 242H38ZM43 240H44V242H43ZM65 240V241H64ZM77 240V241H76ZM165 240V241H164ZM220 240V241H219ZM261 240V239H260ZM10 241H13L12 242V245L10 244ZM29 241V242H28ZM42 241V242H41ZM71 241V242H70ZM94 241V240H93ZM93 241H91V242H93ZM148 241V242H147ZM180 241V242H179ZM186 241V242H185ZM199 241V242H198ZM223 241H226L227 243H225V242H223ZM22 242V243H23ZM36 242H38V243H36ZM41 242V243H40ZM47 244H46V243ZM127 242V241H126ZM164 242V243H163ZM184 242V243H183ZM222 242V243H221ZM13 243H15V245L13 244ZM20 245H19V244ZM34 245V250H32V244ZM40 243V244H39ZM43 243V244H42ZM49 243V244H48ZM128 243V242H127ZM186 243H188V245L186 244ZM29 244H30V247H29ZM37 244H39V246L37 245ZM75 244V245H74ZM147 244V245H146ZM229 244V245H228ZM47 245V247L46 248H44V249H46V251L47 252H45V250H44V254H43V252H40L41 254H43V255H39L38 257H37V252H38V248L39 247H41V249H42V246H46ZM79 245V246H78ZM145 245V246H144ZM12 246V247H11ZM19 246H22V247H19ZM36 246H38V248L36 247ZM84 246V247H83ZM148 246V247H147ZM216 246V247H215ZM227 246V247H226ZM17 247H19V248H17ZM32 247V248H31ZM37 249H36V248ZM49 247V248H48ZM55 247V248H54ZM89 249H88V248ZM214 247V248H213ZM225 247V248H224ZM231 249H230V248ZM3 248V249H2ZM12 248V249H11ZM14 248H15V250H14ZM30 248H31V250H30ZM71 248H73V249H71ZM75 248V249H74ZM81 248V249H80ZM108 248V247H107ZM220 248V249H219ZM229 248V249H228ZM251 248V247H250ZM253 248H256V247H253ZM8 249V250H7ZM11 249V250H10ZM25 249V250H24ZM68 249H70V250H68ZM92 249H94V248H92ZM120 249V250H119ZM186 249V250H185ZM37 250V252H35ZM39 250H40V248H39ZM57 250V251H56ZM74 250V251H73ZM125 250V251H124ZM127 250V251H126ZM147 250V251H146ZM187 250H188V252H187ZM232 250V251H231ZM251 250H252V248H251ZM24 251V252H23ZM41 251H43V250H41ZM49 251H50V253H49ZM72 251V252H71ZM76 251H77V254H76ZM253 251H254V253H253ZM259 252L261 251V250H258ZM258 251H256L255 249L254 250H252V251H250V249H249V252L250 253H252V255L251 254H248V256H249V260H246V263H244V264H263L264 263V251L262 252H258ZM3 252V253H2ZM7 252V253H6ZM12 252V253H11ZM26 252V253H25ZM87 252V251H86ZM213 252V253H212ZM233 252H237V254H233ZM255 252H256V254H255ZM23 253H25V254H23ZM45 253H48L47 255H45ZM79 253V254H78ZM92 255V258L93 257H95L96 258V256H95V253L96 252H94V250L92 251V253L91 252H87V256H89L90 254ZM108 253V254H107ZM156 253V254H155ZM191 255H190V254ZM94 254V255H93ZM104 254V255H103ZM219 254H225V256L222 258V257H220V255ZM253 254H255L254 256H253ZM22 255V256H21ZM49 255V256H48ZM74 255V256H73ZM91 255L89 256V257H91ZM144 255V256H143ZM154 255V256H153ZM161 255H162V257H161ZM165 255V256H164ZM193 255V256H192ZM217 255V258L215 257ZM228 255V256H227ZM235 255H237V257H235ZM7 256V257H6ZM12 258H11V257ZM15 256V257H14ZM40 256H41V259H40ZM46 256V257H45ZM86 256V257H87ZM251 256V257H250ZM28 257V258H27ZM45 257V258H44ZM59 257V258H58ZM61 257V258H60ZM130 257V258H129ZM135 257V258H134ZM148 257V258H147ZM171 257V258H170ZM172 257H174V258H172ZM218 257H219V259H218ZM256 257V258H255ZM25 258V259H24ZM111 258V259H110ZM158 258V259H157ZM165 258V259H164ZM191 258V259H190ZM211 258H212V260H211ZM217 259V261H215L216 259ZM220 258H221V260H220ZM239 258V259H238ZM259 258V259H258ZM8 259V260H7ZM27 259V260H26ZM52 261H51V260ZM57 259V260H56ZM84 259V258H83ZM87 259V258H86ZM85 259V261H87L88 262V260L89 259H87L86 260ZM106 259V260H107ZM147 259V260H146ZM153 259H155V262H151V260L152 261H154ZM188 259V260H187ZM235 259L236 260H240V261H235ZM244 259V258H243ZM248 259V258H247ZM44 262H46V263H44ZM55 260V261H54ZM61 260V261H60ZM70 260V259H69ZM163 260V261H162ZM209 260H211L210 262H209ZM224 260V261H223ZM25 261V262H24ZM37 261V262H36ZM41 261V262H40ZM84 261V260H83ZM120 261V262H119ZM158 261H160V263L158 262ZM218 261H220V262H218ZM231 261H230V263L229 264H232L231 263ZM251 261V262H250ZM31 262V263H30ZM64 262V263H65ZM134 262H133V264H134ZM141 262V263H140ZM162 262V263H161ZM168 262V263H167ZM234 262H236V263H234ZM242 262H244L243 260H242ZM249 262V263H248ZM38 263V264H39ZM135 264H137L136 262H135ZM240 264V263H239ZM241 264H243V263H241Z\"/></svg>",
    "mask_w": 264,
    "mask_h": 264
}]
</instances>
